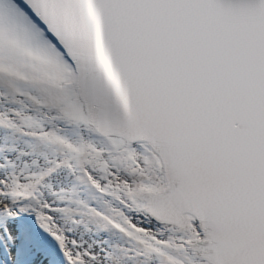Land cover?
Masks as SVG:
<instances>
[{"label":"snow or ice","instance_id":"snow-or-ice-1","mask_svg":"<svg viewBox=\"0 0 264 264\" xmlns=\"http://www.w3.org/2000/svg\"><path fill=\"white\" fill-rule=\"evenodd\" d=\"M0 264H264V0H0Z\"/></svg>","mask_w":264,"mask_h":264}]
</instances>
